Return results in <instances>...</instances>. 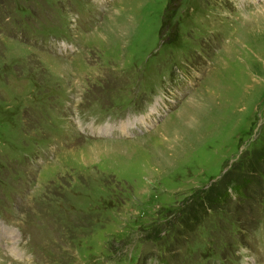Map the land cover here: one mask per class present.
<instances>
[{
    "label": "rangeland",
    "instance_id": "374dc122",
    "mask_svg": "<svg viewBox=\"0 0 264 264\" xmlns=\"http://www.w3.org/2000/svg\"><path fill=\"white\" fill-rule=\"evenodd\" d=\"M0 264H264V0H0Z\"/></svg>",
    "mask_w": 264,
    "mask_h": 264
}]
</instances>
